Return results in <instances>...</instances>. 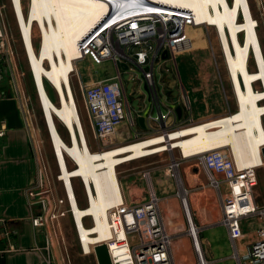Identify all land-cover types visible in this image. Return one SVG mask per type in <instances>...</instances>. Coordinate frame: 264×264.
<instances>
[{"label": "crops", "instance_id": "0c3cea01", "mask_svg": "<svg viewBox=\"0 0 264 264\" xmlns=\"http://www.w3.org/2000/svg\"><path fill=\"white\" fill-rule=\"evenodd\" d=\"M48 1L49 6L50 3L51 5H57V3L53 0L52 2L51 0ZM87 1L90 3L91 0ZM36 2L39 3L40 6H38ZM250 2L253 11L255 12L256 10L258 12V16L262 18L264 23V0H250ZM41 3V0H29L28 12L25 14L27 20H30L32 26H34L35 23L40 24L38 29L41 28L39 30L41 36V47L39 51H35V53L42 56V58L49 57L50 55L54 57L55 54L56 56L58 54L62 55L64 51V44L66 46H71L73 49L76 40L81 35L76 37L71 30L66 28L67 22H65V20L69 17L66 12V16L62 17L66 28V30L65 28L63 30L66 34V42L63 39V45H61L60 42L58 43L59 38L57 37L56 41L55 34L52 35V32L48 30V27L52 28V18L50 16V12L46 11L48 5L42 7L43 5ZM90 4L94 6L93 3ZM251 7L249 6L252 11ZM69 12L74 13V11ZM97 16L93 18V23ZM258 26L259 21L257 19H251L250 23H246V38L244 41H247V38L250 37V41L259 44V56H261L264 65V32H261L260 38ZM88 27H91V25ZM88 27H84L85 30L88 29ZM27 28L28 26H26V29ZM50 34L54 38H50ZM189 35L191 37L192 44L198 40L200 41V48L206 46L204 45L205 39L203 40V36H201L202 31H200L199 28L192 29L189 32ZM238 38L240 39L236 33L235 40L233 39V42H236V48L239 49ZM252 49L253 52L248 56L247 63L246 61L241 63L240 66L244 67L245 70L241 68V70L237 71V79L239 75L247 76V65L248 70L254 72L263 70L260 65H258L255 48L252 47ZM6 54L8 55V53ZM236 55L239 57L237 53ZM7 60L8 57L7 59L5 57L0 59L3 63V68H0V75H5L6 72L8 76L6 78L0 77V130L2 128L5 132L4 135L0 136V264H78L75 259L65 255L63 250L56 246V242L53 244V247L48 250L49 248L47 249L46 246L49 247L51 237L53 234H57V232H54V228H51L50 226L39 227L33 222V217L36 216L40 210L38 205L31 204V197L28 193L35 174L32 144L33 131L30 124L32 116H30L29 113L30 107L27 99L25 98L26 96H24L20 79L18 80L19 70L15 67L13 68ZM86 60V63L77 66L78 80L77 83L73 85V88L78 101L81 116L84 117L86 124L89 126L90 131H92L81 94L80 81L88 82L91 80H109L116 76L117 66L115 62L111 60L114 63V72H110L109 68L101 66L104 61L95 62L92 59ZM252 60L255 63L256 69H251ZM67 62V65L70 66L71 62L68 60ZM78 62H76V65ZM171 65V69H173L174 66L176 68L175 60H169L164 64V66L159 68V70H163L160 86L162 90V102L166 105V107L169 106L176 108L177 105L182 106L183 115L179 117L177 113V123L182 125H186L191 122L198 123L197 121L199 120L223 114L224 105L222 104V100H218V88L214 84L205 87L204 81H200V83H197L194 87H192L193 85L189 82V77H187L186 86L191 85L187 88L183 83L180 71L171 70ZM81 67L83 70H81ZM51 69V78H53V75L56 74L61 75L62 71L58 65L51 67ZM230 72L232 86L236 85L239 89L243 84L242 83L240 86L242 78L239 77V83L237 80L238 84H235L232 76V66ZM174 74L177 75V80H175L177 87H175L171 82ZM35 77L36 73L33 72L35 87L38 91L37 93L39 94V97H41L39 93L41 89L38 88ZM2 78L3 80H1ZM258 79L259 78L255 79L256 81L254 82L253 94L258 101L264 103L263 83H260V89L255 88ZM52 84L56 87V91L64 98L65 92L63 88H61L62 83L52 82ZM46 87L47 85L45 84V88ZM244 87L247 88V85ZM190 90H192L196 96L192 100L189 95ZM241 90L242 89H240V106L234 113L248 114L247 130L249 128V131H247V152L245 151L242 143H240L242 146L241 149L237 148L239 142L237 144L236 140L239 141L240 136L233 137L234 134L232 135V128L230 126L233 121L228 116L227 119L224 120L213 121L218 118L216 117L214 119H210L212 122L205 124L198 123L197 125L195 124V126L197 127V135L201 146L205 150L226 144L229 146L233 145L236 150H240L239 153L241 155H245V158L238 161V165L261 163L260 166L263 167L259 168L260 172H258V183L255 187L254 196L259 204H263L264 156L262 148L264 147V122H262V115H264V104L258 102L253 109L249 108L250 104L247 103V100L243 103L242 95L245 97V94H242ZM126 91L133 114H137L135 118L137 120L134 125H130L129 121H125L121 125L117 136V143L133 142L136 139V134H139L138 138L141 140L142 138L150 136L153 132V128L156 127V122H153L154 120L149 121L148 118L152 113L156 115V110L154 109L155 106L153 105V102L146 94V90L143 92L141 88L135 89L134 85L131 88V91H129V88L126 85ZM176 91L178 94L175 97L174 92ZM180 91L182 94H180ZM242 91L245 92L244 90ZM135 99L140 102L137 106H135L133 102ZM194 103L197 105L195 108ZM51 106L53 107V110L60 108L63 109V104H60V106L52 104ZM69 110L72 115L73 110L71 108H69ZM48 114L49 113L47 112L43 113L46 126L49 128L48 133L54 156L59 167L58 177H61L66 174V171L71 172L73 168H75H70L68 162H59V154L64 150L67 153V148L73 146L74 136L76 135L75 129L72 120L70 124L67 122L63 124L64 126H67L66 128L69 135V140H65L59 130V119L55 122L57 131H53L48 124ZM141 116L145 118L146 127H143L139 122V118ZM242 119L246 121L245 116L243 115L241 117V120ZM127 125H129L134 131L133 135L129 130H126ZM227 126H230L228 130L226 129ZM181 132L183 134L180 135L185 136L184 140H187L188 147L181 146L179 149L180 154L182 153L185 156L196 154V149L192 141L193 139L191 140V136L189 137L186 128ZM92 134L94 136L93 131ZM171 135L173 137V133H171ZM224 139L227 141H224ZM151 142L148 144H151ZM89 143L90 147L98 144V142L95 144L90 141ZM185 146H187L186 141ZM143 147L145 154L147 155L146 143L144 141ZM132 148L136 153L133 145ZM232 152L234 155L233 150ZM235 160L237 161L236 158ZM178 162V170H176L177 176L172 175L174 162H160L158 158H143L135 162H125L126 164H122L118 168L119 181L114 180L110 170L105 172V174L101 173L99 175H97L95 170H92L91 173L95 177L96 192L99 196L97 203L94 205V207H98L95 210L96 227L103 228L104 223L105 226H107V221L102 220L100 215H98V212L107 209H102L104 207L101 206L104 205L107 207L109 203H116L117 198L120 195L119 186H117L116 183L120 182L122 194L128 203L141 202L147 199L152 193L156 194L160 198V208L163 220L168 232L173 236L172 252L175 264H199L200 262V257L195 245V238L191 234L187 233V230L191 228V226H194L199 233L202 257L205 259L206 264H238L237 259L234 257L235 248L231 240L229 230L221 222V198L227 194V186L222 184L220 188H217L212 185L207 171L195 158L182 159ZM108 163L111 164L109 158ZM107 167L110 168L108 164ZM77 172L79 174H83L82 168H78ZM74 178L81 179V176H74ZM79 204H81L80 201ZM259 225V222L250 219L243 221V230L245 235L236 243L237 250L240 255L245 253L247 245L255 239V231ZM82 237L83 239L82 241L80 240V242H82L85 251L89 252V250H92V247L88 244V242L92 240V237L87 236L91 238L88 239L85 237V234ZM47 257L50 258L47 259ZM96 264H98V261Z\"/></svg>", "mask_w": 264, "mask_h": 264}, {"label": "built area", "instance_id": "2783aa9c", "mask_svg": "<svg viewBox=\"0 0 264 264\" xmlns=\"http://www.w3.org/2000/svg\"><path fill=\"white\" fill-rule=\"evenodd\" d=\"M139 6L131 12L138 11ZM107 11L105 21L112 15L111 20H117L114 14L118 10L111 8ZM104 20L99 21L79 40V56L75 59V62L86 59L95 62L112 60L117 66L116 76L109 80L80 81L88 119L99 148L104 150L114 147L121 125L125 121L134 125L137 120V114H133L129 103L125 74H129L132 80L137 79L144 83L146 94L155 106L156 115L152 113L148 117L149 121L156 122L151 135L165 137L173 130L198 124L177 123L175 107H166L162 102L160 81L163 70L159 68L167 61L175 60L177 50L191 46L189 32L192 29L206 25L197 22L190 11L181 10V14L124 18L95 38L104 27ZM1 38L4 41L0 32ZM7 57L10 60L8 55ZM4 134V129L1 128L0 136ZM138 136L139 134L135 135L134 141L140 140ZM189 158H195L203 165L212 185L220 188L225 184L228 188L227 194L221 198V222L229 230L235 248L234 257L238 264H264V203L259 204L254 196L258 169L263 166L240 167L230 155L218 150L184 156L181 159ZM173 168L172 175L177 176L175 165ZM28 193L31 204L38 205L40 210L33 217L36 226L45 227L49 219L65 215V212L60 213L49 206V201L55 194L51 188L45 187V184H39L35 189L30 188ZM66 196L68 200V193ZM54 201L57 204L64 202L63 199L55 198ZM106 218L109 232L104 238L98 231L89 229L95 224L91 215L84 216L81 225L75 223L78 237L81 236L82 229L87 235L96 238L95 242L90 243L92 250L89 252L85 251L80 242L84 254L95 253V246L106 244L112 264H175L172 252L173 236L167 230L160 208V198L156 194L152 193L141 202L128 203L121 190L116 203L107 209ZM247 219L259 222L260 225L256 228L255 239L247 245L245 253L240 255L236 243L245 235L243 221ZM187 233L195 238L198 255H202L199 252L200 242L196 228L191 226ZM199 264H206L203 257L200 258Z\"/></svg>", "mask_w": 264, "mask_h": 264}, {"label": "rangeland", "instance_id": "374dc122", "mask_svg": "<svg viewBox=\"0 0 264 264\" xmlns=\"http://www.w3.org/2000/svg\"><path fill=\"white\" fill-rule=\"evenodd\" d=\"M166 1L174 3V4H178L183 7L190 8L192 13L195 15L196 20H198L199 22H204L207 25V26H202L199 28V30L202 31L201 36H203V40L205 39L204 45L206 46L203 48H200L199 47L200 41L197 40L195 43L193 42V44H191V46H189L188 48H183L179 51L177 50L175 52L176 68L174 66L173 69H171L172 65L170 67L171 70L180 71V74H181V77H182V80L185 86L187 85V77H189V82L192 83L193 85L192 87H194L197 83H200V81H204L205 87L211 84H214L218 88V91H217L218 100L219 99L222 100L223 103L222 102L221 103L224 105V108H223L224 112H222L223 114L218 115V116H212L210 118L199 120L197 122L199 124L200 122L202 124H205L208 122H212L210 119H214L220 116L219 118L213 120V121H219V120L227 119V116H228L233 121L232 124L230 125L232 128V135L234 134L233 137L240 136L239 141H238L239 144L237 148L241 149L242 146L240 145V143H242L243 147L245 148V151L247 152V138H248L247 131H249V128L247 130V115L248 114L247 113H243V114L234 113V112H236L240 106V89L245 91L243 92L241 90V93L245 94V97H243L242 95V98H243L242 100H243V103L245 102V100H247V103L250 104L249 108L253 109L254 106L257 105L258 102L264 104L263 102L258 101L255 95L253 94L254 82L256 81L255 79L259 78L257 80V85L255 87L256 89L261 88V85H260L261 82L264 85V65H263L261 56H259L260 46L259 44L254 43L253 41H250V37L247 38V41H244L246 38V31H245L246 29L245 20H247L246 16L248 15L250 17L249 19H257L259 21L258 32H259L260 38H261V32H264V23L262 21V18L258 16V12L256 10L255 12L254 11L252 12L250 10L249 3L247 2V0H246V3H248V7L243 6V4L239 2V0H224L223 1L225 4H227V9L229 12L228 15H230V17L228 16V18L230 20L226 17L220 18L219 13H221L223 10L222 9L223 2L221 0H204V12H201V11L195 12L193 9L195 5H193L191 2L189 5H186V3L179 2L176 0H166ZM214 2L216 3V5ZM23 3H24V11L27 14L29 0H23ZM90 3H95V2L91 0ZM55 13H56L55 14V17H56L58 12L55 10ZM65 13L61 12L63 16H66ZM50 16L53 19L51 21L52 28L48 27L49 28L48 30L52 32V35L55 34L56 41L58 37L59 38L58 43L60 42V44L63 45L62 44L63 39L66 42V34L62 29L63 27H62V22L60 21V17H58L57 19H54V16L52 15V13L50 14ZM61 20L63 21L62 18ZM248 23L250 22H247V24ZM39 30L40 29H38V26L35 24V28H34V45L35 46L34 48H35V51L37 52L39 51L41 47L40 46L41 36H40ZM0 32L2 34V37L4 38V41H2V38L0 39V59H2L3 57L7 59L6 57L7 55L5 54V52L8 53L11 66L19 70L18 80L20 79V83L23 88L24 96H26L25 98L27 99L29 107H30L29 113H30V116H32L31 118L32 120L30 121V124L32 126V131H33L32 132V136H33L32 144H33L35 174H34L33 182L31 184V188L35 189L39 184H45V187H49L54 191L55 200H58V199L64 200V202H59L58 204L57 202L54 201V198L49 201L50 202L49 206H52L53 209L59 211L60 213L65 212L64 216H59L58 218L53 219V220L49 219V222L47 223V226L54 228L55 230L54 232H57V234L55 235L53 234V236L51 237L49 241V249H51L53 247V244H55L56 242V246L62 249L65 255H68L70 256V258L75 259V261L78 264H96L97 259H96L95 253L84 254L82 252L81 243H80L78 232L75 226L74 217L71 211H69L70 205H69L68 200L66 199L67 198L66 190H65L63 181L58 179L59 167H58V164L54 156L50 136L48 133L49 128L48 126H46L44 115H43V113H46L47 110H49L47 109V107L53 108L51 106L52 104L53 105L56 104L59 106L61 104V100L58 95V92L56 91V87L52 84V82L57 83L56 79L57 80L60 79L61 81L59 80V83H62L61 88H63L64 90V87H63L64 76L63 75H64V72L69 67L67 65L68 62L66 58H64L60 54H58L57 56L55 54L54 57L50 55L49 57L42 58V56H39L37 55V53H35L34 61L37 62L39 65H36L34 67L35 69L31 71V67L29 64L28 56H27L28 54L25 51L26 46L25 44H23V41H22L20 26L17 22V17L15 15L11 0H0ZM236 33L240 37V39L238 38L239 49L236 48V42H233V39L235 40ZM46 42H49V41H46ZM252 47H254L256 50L255 55L258 58V61H257L258 65H260V67L263 70L254 72V71L248 70V65H247V76L239 75L237 79L236 73L238 70H241V68L244 69V67L240 65L242 62L244 63L245 61L247 63L248 56L253 52ZM236 53L239 55V57L236 55ZM7 61L9 62V59ZM86 61L87 60L78 62L76 67L79 66L80 64L86 63ZM57 65L60 67V70L62 71L61 75L56 74L57 76L53 75V78H51V70H52L51 67H55ZM113 65L114 63L111 60H107V61L102 62L101 66L105 68H109L110 72H114ZM231 66L233 68L232 76L234 78L233 80L234 83L238 84L239 77L242 78L240 86L242 83L243 84H242V87L239 86L240 87L239 89L236 85L232 86L231 84L232 82V80L230 79L231 78L230 76ZM0 68H3V63L1 61H0ZM251 69H256V66L253 60L251 61ZM81 70H83L82 67H81ZM33 72L36 73L35 80L38 85V88L41 89V91H39L41 97H39V94L37 93L38 91L36 90V87H35V83L33 79ZM71 76H72L71 77L72 85H74L75 83H77V80H78L77 71H74ZM2 77L3 78L8 77L7 73L5 72V75L2 74ZM3 78L1 80H3ZM124 78L126 81V85L129 88V91H131V88L135 85V89L141 88V90L145 92L146 89H145L143 82H139L137 79L135 80L130 79L129 74H125ZM175 80H177L176 74L173 75L171 82L172 84H174L175 87H177ZM237 80H238V83H237ZM45 84L47 85L46 88H45ZM245 85H247V88L244 87ZM190 86H186V87L188 88ZM189 93H190L189 95L191 97V100L196 97L195 93L192 90H190ZM177 94H178L177 91L174 92L175 97L177 96ZM180 94H182L181 91H180ZM133 102L135 106L140 104L139 100H136V99L133 100ZM219 105H216V106H219ZM196 106H197L196 103H194V108ZM242 115L245 116L246 121L244 119H242L243 121L241 120ZM263 116L264 115H262V122H264ZM82 119H83V124L86 129V133H87L89 141L91 143L96 144L97 141L95 140L92 134V131H90L89 126L86 124L83 116H82ZM58 124H59V130L62 136L64 137L65 140L68 141L69 135H68V131L66 128L67 126L66 125L64 126L63 125L64 123L60 120ZM230 126H227L226 129L228 130ZM185 128L190 137L192 134L191 128L190 127H185ZM185 128L172 132L173 137L171 136V140L174 144V150L172 151H162V150H165L162 148L165 144H156L158 142L156 138H159V137L150 135L145 138H142L143 141L146 143L147 155L153 154L158 151H162V152H159L153 155L144 156V157L135 159L134 161L131 160L129 162H135L143 158H158L160 162H170V161L174 162L175 160L181 161L182 160L181 155L183 156L184 154L181 153L180 155L179 149L181 146L188 147L187 140H184L185 136L180 135V134H183L181 131H183ZM126 130H129L132 133V135L134 134V131L131 129L129 125H127ZM190 138L192 140V136ZM185 141H186L187 146H185ZM224 141H227V140L224 139ZM149 142H151V144H148ZM118 143L115 146H119V145L126 144L129 142H122L119 144ZM221 146H227L231 149V152L232 150L234 151V156L237 159V161L235 160L236 164L238 163V161H241V159L245 158V155H241L239 153L240 150H236L233 145H231L232 147L229 146L228 144L221 145ZM91 147H92L91 149L94 151L101 150L99 148V144L92 145ZM68 164L70 168L75 167L74 162L71 160L68 161ZM120 166H118V168ZM238 166L245 167L247 165H238ZM258 172H260V169H258ZM73 184L75 187L77 197L81 203L80 205L86 206L87 198H86L85 189H84L82 180L80 178H73ZM116 184L117 186H119V192H121L120 182ZM197 236H199V233L197 234ZM172 247H173V244H172ZM199 252L202 253L201 246H200ZM199 257L202 258V255L200 254Z\"/></svg>", "mask_w": 264, "mask_h": 264}, {"label": "bare ground", "instance_id": "6f19581e", "mask_svg": "<svg viewBox=\"0 0 264 264\" xmlns=\"http://www.w3.org/2000/svg\"><path fill=\"white\" fill-rule=\"evenodd\" d=\"M53 1L57 3V5H54L52 3L53 5H50L49 7L48 0L47 1L41 0L42 2L41 4L43 5L42 7H45L48 5L46 11H49L50 14L52 13V15L54 16V19H57L58 17H60L63 30L65 28V24H64V20L63 21L61 20V18L64 17L63 14H61V12L63 13L67 12V15L69 17L66 19L67 21L65 20V22H67L66 28L71 30L76 35V37L81 35L75 42V45L73 48L74 50L71 48V46H68V45L66 46L64 44V47H63L64 51H63V54L61 55L64 58H66V60L71 62L70 66L64 72V75H63L64 76L63 87H64V92H65V97L63 98L61 94H59L58 92V95H60L61 97L60 100L62 99L61 105L63 104V109L60 108V109L53 110L51 107L49 108L47 107V109H49L47 111V113H49L48 114V124L53 131H57L56 130L57 126L55 123L57 119L62 120L64 124L65 122L70 124L72 120L74 129H75V134H76L74 136L73 146H71L70 148H67L68 149L67 153L64 150L59 154L60 155L59 162L66 163L68 162V160H71L74 162L75 168H73L71 172L66 171V174L61 177H58V179L63 181L66 193H68V202H69L75 223H77L78 225H81L84 222V216L88 214L91 215L95 224L89 229L90 230L94 229L98 231L100 233V236L104 238L108 235L109 230H108V226H105V223L103 224V228L96 227V222H95L96 211L95 210L98 207H94V205L95 203H97V199L99 196L96 192L95 177L91 173L92 170H95L97 175L101 173L105 174V172L110 170L114 180L119 181L118 166L124 164L125 162H129L131 160H135V159L148 156V155H153V154H156L162 151L174 150V144L171 140V136H172L171 133L179 129L171 131L170 134L165 137L162 135L155 136V137H159V138H156L158 140L156 144H165L162 147L165 150L158 151L153 154H148V155L145 154L144 147H143V139L129 142L126 144H122L119 146H115L109 149H104V150H99V151L92 150L90 147V143H89L86 131H85L83 119H82L79 105H78V101L75 96L74 88H73L72 81H71L72 73L74 71H77L75 59L79 56L78 42L99 21L101 20L103 21L106 18L105 16H107L106 15V13L108 12L107 10L113 7L116 10H118L117 13L114 14L116 15L117 20L115 19L111 20L113 15L110 16L109 19L105 21L106 23L103 25L104 27L102 28V30L98 33V35L95 38L100 36V34H102L104 31L118 24V22H120L121 20H124V18H130L133 16H139V15L181 14V10H187V11H190L191 13L192 11L188 7H183L178 4L168 2L166 0H92L93 2H95L93 3L94 6H92V4H90L89 1L87 0H53ZM176 1L184 2L186 3V5H189L191 2L193 5H195L193 8L195 12H199V11L204 12V0H176ZM221 1L223 2L224 0H221ZM11 2H12L15 15L17 17V22L20 26L22 41L26 46L25 49H26V53L28 54L27 56H28L30 67H31V71H33L35 69L34 67L36 65H39L37 62L34 61V56H35L34 28H35V25L32 26L30 20H27L25 16L26 13L24 11L23 0H11ZM239 2H241L243 6H248L246 5L247 4L246 0H239ZM247 2L249 3V6L251 7L250 0H247ZM140 3L142 4V6H139ZM37 5L40 6L39 3H37ZM138 6H139L138 11L131 12V10L137 8ZM222 7H223L222 8L223 10L221 13H219L220 18L221 17L228 18V16L230 17V15H228L229 12L227 9V4L223 2ZM55 10L58 12L56 17H55V14H56ZM69 11H74V13H70ZM252 12H253V9H252ZM95 16L97 17L93 23V18ZM193 16L195 17L194 14ZM249 18L250 17L247 15L246 16L247 20H245L246 23L247 21L250 22L251 19ZM196 21L199 22L198 20ZM200 23L205 24L204 22H200ZM35 24L38 27H40V24L38 23H35ZM89 25H91V27H88ZM26 26H28L27 29H26ZM84 27L86 28L88 27V29L85 30ZM50 38H54V37L50 34ZM59 80L56 79V82L59 83ZM69 108L73 110L72 115H71ZM190 128L192 131L191 136L193 139L192 140L193 144L196 149V154L198 153L204 154L211 150H218V151L223 152L224 154L230 155L235 161V158H234L233 153L231 152V149L227 146H219L216 148L205 150L201 146L199 137L197 135V127L195 126V124L191 125ZM236 143L238 144L237 140H236ZM132 145L134 146L137 154L134 152ZM182 157H184V155ZM108 158L111 161V164L108 163ZM174 163H175L174 165H175L176 170H178L177 168L178 161L175 160ZM107 164L108 166H110V168L107 167ZM248 165H253V166L261 165V163L248 164ZM78 168H82L83 174H79L77 172ZM74 176H81L83 186L85 189L86 198L88 201V205L86 206H81L79 204L78 197L76 195L75 187L73 184ZM111 205L113 204L109 203L107 207H105L104 205L101 207H104L102 209H105V208L108 209ZM107 209L104 211L98 212V215H100L101 219L104 221L105 220L107 221V218H106ZM84 234L86 238L91 239L87 237L90 235H87L85 231L81 229V237H80L81 241L83 239L82 236ZM91 237H92V240L88 242L89 245L90 243L96 241L95 240L96 238L94 236H91Z\"/></svg>", "mask_w": 264, "mask_h": 264}, {"label": "water", "instance_id": "95a60500", "mask_svg": "<svg viewBox=\"0 0 264 264\" xmlns=\"http://www.w3.org/2000/svg\"><path fill=\"white\" fill-rule=\"evenodd\" d=\"M175 109L178 113V116L181 117L183 115L182 106L177 105ZM139 122L143 127H146L145 118L143 116H141L139 118ZM262 153L264 156V147L262 149ZM95 256H96V259L98 261V264H112L110 252H109L108 246L106 244H99V245L95 246Z\"/></svg>", "mask_w": 264, "mask_h": 264}, {"label": "clouds", "instance_id": "9594fccd", "mask_svg": "<svg viewBox=\"0 0 264 264\" xmlns=\"http://www.w3.org/2000/svg\"><path fill=\"white\" fill-rule=\"evenodd\" d=\"M114 8V7H113ZM115 9V8H114Z\"/></svg>", "mask_w": 264, "mask_h": 264}]
</instances>
